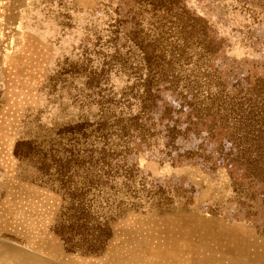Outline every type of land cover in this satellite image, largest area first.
I'll use <instances>...</instances> for the list:
<instances>
[{
    "label": "rangeland",
    "instance_id": "1",
    "mask_svg": "<svg viewBox=\"0 0 264 264\" xmlns=\"http://www.w3.org/2000/svg\"><path fill=\"white\" fill-rule=\"evenodd\" d=\"M114 263L264 264V0H0V264Z\"/></svg>",
    "mask_w": 264,
    "mask_h": 264
},
{
    "label": "bare ground",
    "instance_id": "2",
    "mask_svg": "<svg viewBox=\"0 0 264 264\" xmlns=\"http://www.w3.org/2000/svg\"><path fill=\"white\" fill-rule=\"evenodd\" d=\"M177 234H178V233H177ZM179 239H180V238H179ZM140 252H141V251H140ZM142 252H143V251H142ZM217 252H218V251H217ZM143 253H144V252H143ZM195 257H196V256H195ZM115 263H116V262H115ZM115 263H114V264H115ZM194 263H195V262H194ZM132 264H133V263H132Z\"/></svg>",
    "mask_w": 264,
    "mask_h": 264
}]
</instances>
